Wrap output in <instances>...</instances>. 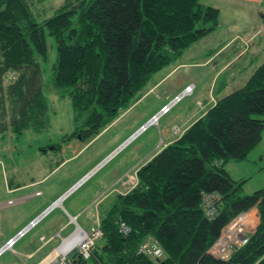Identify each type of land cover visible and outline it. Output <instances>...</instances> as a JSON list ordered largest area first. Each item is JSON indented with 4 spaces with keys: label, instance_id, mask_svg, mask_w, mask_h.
Segmentation results:
<instances>
[{
    "label": "trees",
    "instance_id": "16d2710c",
    "mask_svg": "<svg viewBox=\"0 0 264 264\" xmlns=\"http://www.w3.org/2000/svg\"><path fill=\"white\" fill-rule=\"evenodd\" d=\"M35 1L0 0L1 137L47 129L50 90L67 98L72 110L74 127L63 142L93 139L143 96L155 73L219 24V10L200 0H65L41 22L33 17ZM46 32L55 46L49 68ZM254 115L264 116V61L243 86L215 99L179 138L139 167L136 184L117 194L99 218L103 238L91 262L264 264V192L241 195L246 179L234 180L225 169L260 143L264 120ZM210 193L220 199L208 219L201 199ZM242 213L253 227L247 243L227 260L213 258L210 247ZM120 221L129 228L125 237L118 232ZM147 236L158 242L161 258L138 253Z\"/></svg>",
    "mask_w": 264,
    "mask_h": 264
},
{
    "label": "crops",
    "instance_id": "0c3cea01",
    "mask_svg": "<svg viewBox=\"0 0 264 264\" xmlns=\"http://www.w3.org/2000/svg\"><path fill=\"white\" fill-rule=\"evenodd\" d=\"M200 2L218 9L220 18L222 9L226 14L235 13L237 10L247 12L252 18V24H246L245 33L241 35L240 32H234L230 38L223 37L218 40L210 38L204 54H186L184 52L180 59L152 76L143 96L154 93L156 100H154L152 106L157 110L154 111L155 109L152 107L149 110L142 111L140 115L138 114L134 118L138 119L129 128L137 126L131 134L152 116L158 114L160 108L173 96L180 94L185 86L190 84L193 89L190 96L182 98L169 112L159 118L158 127L156 126L158 134H160L158 142L131 165L124 163L119 166L117 164L111 169L99 168L94 170L114 152L116 146L122 144L131 134L114 135L113 138L116 137L114 140L117 144L112 150L93 163H84L81 166L77 164L72 171H68L64 167L80 157L79 154L83 147L78 146V141L71 140L65 142L61 147L57 145V148L53 146L50 149L40 147L39 157L42 159L40 173L36 175L35 172L34 174V168H37V166L30 165L26 168V178L9 179L4 186V192L8 198L3 200L0 197V221L1 216L5 215L11 218L16 216V219L11 227V231H14L13 234L8 235L7 238L4 235L0 236V248L10 238L17 236L31 222L37 221L15 240L11 250H6V247L3 248L0 256L8 251L14 258L12 264H49V261L56 257L57 253H60L61 248L66 244L64 238L71 234L70 232L73 229L79 228L88 232L92 226L99 222V218L109 210L114 197L117 194H124L132 188L129 183L126 185L121 183L128 174L135 175L139 167L149 161L160 149L179 138L194 121L214 104L215 99L240 88L248 80L251 73L248 76L246 75L240 83L237 82V76L227 77L221 81H219V78L222 73L232 66H235L239 73L246 74L245 68L249 64H253L252 58L257 57L256 54H248L247 58L243 56L245 54H236L238 47L232 45L234 38L237 41L245 42V40H248L250 44L252 43L250 51L253 53L264 51V22L260 19V15L263 14L264 0H200ZM219 25H221L220 21ZM227 49H230V55H228L229 52L224 55ZM232 52L233 56H231ZM222 54L223 56H221ZM241 56H243V59L234 65V61L239 60ZM257 65L254 64V68ZM186 68L201 69V74H204L205 79L202 80V75H199L198 79L183 75V79L172 80L180 70L185 71ZM166 83H169L168 88L158 92V89ZM239 84L241 85L239 86ZM140 98L138 101L141 100ZM197 103L201 106L199 107ZM141 120L142 122L139 123ZM173 126L178 129L175 133L172 131ZM48 150H50L53 158L49 159V164H44L43 159L48 156ZM32 151H30V154H32ZM39 157L35 159L38 160ZM258 157H260V161H264L263 155H258ZM236 164L241 163L237 162ZM226 166L227 164L225 169L232 179H242V177H234L232 175L234 172ZM91 171L95 172L85 182L72 190L79 180ZM37 192H40V194L37 195ZM112 196L113 199L111 200ZM48 208L50 209L47 210ZM252 212L258 214L255 208L252 209ZM62 240H64L63 244H61Z\"/></svg>",
    "mask_w": 264,
    "mask_h": 264
},
{
    "label": "rangeland",
    "instance_id": "374dc122",
    "mask_svg": "<svg viewBox=\"0 0 264 264\" xmlns=\"http://www.w3.org/2000/svg\"><path fill=\"white\" fill-rule=\"evenodd\" d=\"M64 1L65 0H36L32 5L33 17L35 18L36 22H41L47 17L51 16L54 11L64 3ZM221 13V18L219 16V21L221 22V25L218 24V27L214 31L210 32L208 35L205 36L206 38L204 37V39L202 38L201 40H198V42L194 43L191 47H189L191 51L185 50L186 54H204L206 51L207 42L208 40H210V38H215L217 40L222 39L223 37L230 38V36H232L234 32H240L241 35L245 33L244 31L247 27L246 24H252V18L247 12L237 10L235 13L232 12V14H226V12H224V10L222 9ZM262 13L264 14V9L262 10ZM263 14L260 15V19L264 22ZM45 40L48 58V65L46 67L49 68L55 60V46L53 38L48 36L47 32L45 33ZM233 41L234 42L232 43V45L238 47V52L236 54H245L243 56L246 58L248 54L257 55L256 58H252L251 56V58L253 59V64H249L245 68L246 74H244L243 72L239 73L236 67L232 66L231 68L227 69L224 73H222L219 78V81H221L227 77L237 76V82L240 83L243 81L242 79L246 77V75L248 76L253 71L254 64L257 65L264 61V51L262 53H253L252 51H250V45L252 46V43L250 44L248 40H245L244 42L237 41V39L234 38ZM239 42L241 43L239 44ZM229 51L230 49H227L224 55H227ZM228 55H230V52ZM221 56H223V54ZM231 56H233V52L231 53ZM243 56H241L239 60H235L233 64L236 65L237 62L243 59ZM183 75L190 76L193 79H198L199 75H202V80L205 79L204 74H201V69L186 68L185 71L180 70L172 78V80H175L177 78L183 79ZM48 78L49 72L45 76L43 74V79L47 80ZM168 84L166 83L165 85L161 86L158 89V92L166 90V88H168L169 86ZM240 85L241 84H239V86ZM184 89L182 91H184ZM47 91L48 92L45 93L48 101L50 120V124L47 129L40 132L27 131L24 132L18 138H15L14 134H12L11 132H7L3 137L0 136V197L3 200H6L8 198V196L4 192V186L6 184V181L13 178H26V168L30 165L34 167L37 166V168H34V174L36 172V175H38L40 173L42 164V159H40L39 157V148L47 147L48 149H50L53 145H59V147L63 146L64 136L68 135L73 130V116L68 99H59L52 91ZM178 95L179 94L169 99L165 105L171 104L175 100V97ZM186 96H190V94ZM143 97L140 98L141 100H137L138 102L136 101L137 103L135 102V105L133 104L132 107L124 111V113L120 117H118L108 128H106L103 132L94 137V139L91 140L89 143H87L88 141L86 140L79 141L78 139H76V141H78V146L83 147V150L79 154L80 157L77 160L68 163L67 166L64 167V169L72 171L74 170L77 164L81 166L84 163L95 162L116 146L117 142H115L114 140V138L116 137L113 138L114 135L131 134V132L137 126H134L131 129L129 128L131 124L138 119H134L138 116V114L140 115L142 111L144 112L152 107L155 109L154 111L157 110V108L152 106L154 100H156L154 93H149L148 95L146 94ZM197 104L201 106V104ZM171 108L172 107H170V109ZM165 114L161 113L160 115L163 116ZM253 117L264 120L263 115H254ZM141 122L142 120L139 123ZM156 126L158 127V123H155V125L152 126H148L144 131H142L135 138L129 141L123 148H121L113 157H111L103 166H101V168L111 169L117 164L119 166L124 163L131 165L135 160L145 155L151 149V147L158 142L160 134H158ZM124 142L122 144H119V146L123 145ZM119 146H116L115 150H117ZM31 150H33L32 154H30ZM47 155L48 156L44 157L43 159L44 164H49V159L53 158V155L50 154V150H48ZM258 155L264 156V128L261 133L260 143L254 149H252L246 157L250 161H247L248 159H245L244 161L240 162L241 164H236L237 162L233 161L227 162L226 167H230V169L234 172V174H232L234 177H242V179H246V181L243 182L241 187V195H251L254 192L260 190L264 192V161H260V157H258ZM36 157H39V159L36 160ZM122 185H126V183ZM110 199L112 200L113 196ZM15 219L16 216H12V218L7 215L1 216L0 236L4 235L7 238L8 235L13 234L14 231H11V227ZM76 230L77 228L73 229L72 232H70L71 234H68L64 239H68ZM80 232L83 233L86 231L81 229L79 230V233ZM7 243L8 241L5 242L2 247L7 246L5 245ZM2 247L0 249H2ZM11 248L12 246L9 247V249L7 250H11ZM13 261L14 258L8 251L5 252L2 256H0V264H12ZM85 264L93 263L91 262V260H89Z\"/></svg>",
    "mask_w": 264,
    "mask_h": 264
},
{
    "label": "built area",
    "instance_id": "2783aa9c",
    "mask_svg": "<svg viewBox=\"0 0 264 264\" xmlns=\"http://www.w3.org/2000/svg\"><path fill=\"white\" fill-rule=\"evenodd\" d=\"M13 77V73H8V79ZM186 92L190 91V88L185 89ZM177 100V98H176ZM173 101L169 106H164L161 113H166L168 108L174 103ZM157 117H152L150 124H155L157 122ZM177 128H173L176 131ZM90 172L85 176L84 180L87 179L91 174ZM131 179V181H130ZM83 180V181H84ZM127 181L134 182V177L128 176ZM127 181H122V184L127 183ZM37 195L40 192L36 193ZM219 195L216 193L203 194L201 199V207L203 214L208 218H212L216 213V204L219 201ZM249 213V212H247ZM244 216L246 213L243 214ZM245 219V217H244ZM78 229V228H77ZM253 227L245 220V224L240 228L241 236L239 238H233L230 234V230L227 226L222 230L219 238L213 243L209 249V254L217 259L227 260L229 254L232 250L240 248L248 240V234L252 231ZM80 230V229H78ZM118 232L125 237L129 233V228L124 222H118ZM79 239L76 242L73 241L72 246L68 248L65 252H61L56 258L50 260L51 264H77L73 256L80 258L82 260H91L95 245L102 240L103 232L101 231L99 224L92 226L88 232L81 233ZM13 240H9L6 248H9L13 244ZM64 242V241H63ZM138 253L144 254L146 256L152 257L154 259H159L163 256L162 250L158 245V242L151 236H147L139 245Z\"/></svg>",
    "mask_w": 264,
    "mask_h": 264
},
{
    "label": "bare ground",
    "instance_id": "6f19581e",
    "mask_svg": "<svg viewBox=\"0 0 264 264\" xmlns=\"http://www.w3.org/2000/svg\"><path fill=\"white\" fill-rule=\"evenodd\" d=\"M244 213H242L241 215H239L236 219H234L227 227L230 230V234L232 235L233 238H239L241 236L240 234V228L243 227L245 220H246V215H243ZM245 217V219H244ZM81 236V234L79 233V230H76L75 233H73L68 239H65L66 244L61 248L60 252H65L69 247L72 246L73 241L76 242L77 239H79ZM247 243V242H246ZM245 243V244H246ZM244 244V245H245Z\"/></svg>",
    "mask_w": 264,
    "mask_h": 264
},
{
    "label": "water",
    "instance_id": "95a60500",
    "mask_svg": "<svg viewBox=\"0 0 264 264\" xmlns=\"http://www.w3.org/2000/svg\"><path fill=\"white\" fill-rule=\"evenodd\" d=\"M136 134L134 133V136H135ZM133 137H129V139L128 140H126L125 142H124V144L123 145H121V146H119V148L117 149V150H114V152L112 153V154H110L103 162H101L96 168H95V170H98L103 164H105V162L107 161V160H109L112 156H114L121 148H123V146H125L129 141H131V139H132ZM82 181H79L73 188H72V190L76 187V186H78L80 183H81ZM50 208H48L47 210H49ZM46 210V211H47ZM45 213V212H44ZM68 250V249H67Z\"/></svg>",
    "mask_w": 264,
    "mask_h": 264
}]
</instances>
